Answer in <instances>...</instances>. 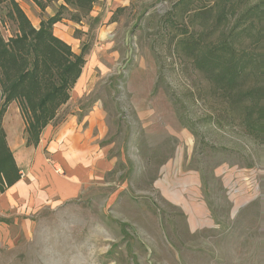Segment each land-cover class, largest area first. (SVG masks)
I'll use <instances>...</instances> for the list:
<instances>
[{
    "label": "rangeland",
    "instance_id": "rangeland-1",
    "mask_svg": "<svg viewBox=\"0 0 264 264\" xmlns=\"http://www.w3.org/2000/svg\"><path fill=\"white\" fill-rule=\"evenodd\" d=\"M17 1L31 20L64 3ZM174 1L130 0L96 21L62 10L55 30L96 58L81 97L59 113L101 105L110 165L75 198L27 218L0 215V264H264V145L218 120L220 100L168 47L161 21ZM6 10L1 3L8 38ZM113 21L105 47L97 32Z\"/></svg>",
    "mask_w": 264,
    "mask_h": 264
},
{
    "label": "trees",
    "instance_id": "trees-1",
    "mask_svg": "<svg viewBox=\"0 0 264 264\" xmlns=\"http://www.w3.org/2000/svg\"><path fill=\"white\" fill-rule=\"evenodd\" d=\"M35 1L43 9L44 4ZM63 1L36 28L17 0H0L15 25L8 38L0 30V192L20 179L2 126L9 104L19 102L25 145L36 146L46 125L64 120L60 109L85 64L89 43L75 53L54 35L53 26L68 7L74 10L71 20L89 18L96 0ZM161 25L169 36L168 47L189 61L210 95L220 100L218 120L237 121L264 145V0H175Z\"/></svg>",
    "mask_w": 264,
    "mask_h": 264
},
{
    "label": "crops",
    "instance_id": "crops-1",
    "mask_svg": "<svg viewBox=\"0 0 264 264\" xmlns=\"http://www.w3.org/2000/svg\"><path fill=\"white\" fill-rule=\"evenodd\" d=\"M129 2L130 0H96L90 15L108 19L113 10L125 8ZM30 21L38 28L40 19ZM55 26L54 35L68 43L73 52L79 53L80 40L61 30H55ZM114 27V21L107 26L101 25L97 32V43L101 42L109 47L111 40L108 38ZM94 49H101V46ZM95 54H92L89 62L85 59L81 74L70 90V98L66 104L81 97L84 86L83 71L86 65H92L91 60L96 58ZM80 113L81 110L76 108L61 123L46 125L38 144L26 146L25 117L19 102L13 101L9 104L3 115L2 126L7 144L20 169V179L0 192V215L7 218H27L30 213L45 206L75 198L104 168L109 167L110 162L105 158V147L101 143L107 129L101 105L94 103L86 112L81 115Z\"/></svg>",
    "mask_w": 264,
    "mask_h": 264
}]
</instances>
